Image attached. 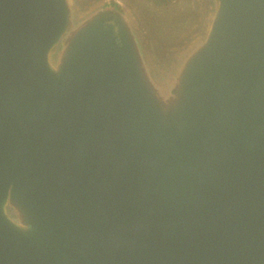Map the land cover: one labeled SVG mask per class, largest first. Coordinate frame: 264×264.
Masks as SVG:
<instances>
[{"label": "water", "instance_id": "water-1", "mask_svg": "<svg viewBox=\"0 0 264 264\" xmlns=\"http://www.w3.org/2000/svg\"><path fill=\"white\" fill-rule=\"evenodd\" d=\"M210 1L156 57L116 7L0 0V264H264V0Z\"/></svg>", "mask_w": 264, "mask_h": 264}, {"label": "rangeland", "instance_id": "rangeland-1", "mask_svg": "<svg viewBox=\"0 0 264 264\" xmlns=\"http://www.w3.org/2000/svg\"><path fill=\"white\" fill-rule=\"evenodd\" d=\"M81 10L113 6L135 22L150 52L165 54L204 29L210 0H76ZM148 40V41H146ZM167 51V52H166Z\"/></svg>", "mask_w": 264, "mask_h": 264}]
</instances>
